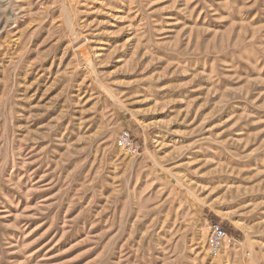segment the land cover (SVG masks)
I'll return each mask as SVG.
<instances>
[{
	"label": "rangeland",
	"instance_id": "1",
	"mask_svg": "<svg viewBox=\"0 0 264 264\" xmlns=\"http://www.w3.org/2000/svg\"><path fill=\"white\" fill-rule=\"evenodd\" d=\"M0 264H264V0H0Z\"/></svg>",
	"mask_w": 264,
	"mask_h": 264
},
{
	"label": "built area",
	"instance_id": "2",
	"mask_svg": "<svg viewBox=\"0 0 264 264\" xmlns=\"http://www.w3.org/2000/svg\"><path fill=\"white\" fill-rule=\"evenodd\" d=\"M117 141L126 153L130 155H138L140 153V145L132 136L129 129L120 130L117 136ZM210 227L209 246L211 250L217 251L224 239H228V234L219 224H213Z\"/></svg>",
	"mask_w": 264,
	"mask_h": 264
}]
</instances>
